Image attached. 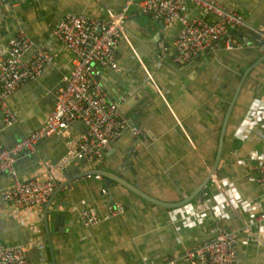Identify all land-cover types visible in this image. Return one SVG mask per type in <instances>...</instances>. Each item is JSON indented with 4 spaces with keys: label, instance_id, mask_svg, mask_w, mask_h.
Returning a JSON list of instances; mask_svg holds the SVG:
<instances>
[{
    "label": "crops",
    "instance_id": "0c3cea01",
    "mask_svg": "<svg viewBox=\"0 0 264 264\" xmlns=\"http://www.w3.org/2000/svg\"><path fill=\"white\" fill-rule=\"evenodd\" d=\"M2 1L0 46L22 30L32 41L24 59L40 44L55 54L54 61L45 64L37 78L24 82L9 96L15 121L5 125L0 113V148H6L46 119L62 76L71 67V53L53 34L64 13L104 17L107 9L119 10L124 0ZM217 1L243 13L245 24L236 28L234 37L246 38L248 44L231 50L222 46L209 49L185 65L172 58V40L179 25L168 27L161 43L155 39V20L136 5L129 8L126 36L116 46L120 69H101L99 79L108 98L119 101L124 116L132 118L141 132L124 131L101 163L88 170L101 167L120 175L125 171L120 164L130 152L131 167L125 176L128 182L162 202L182 201L200 187L213 168L230 108L218 165L212 174L225 195L237 200L218 210L220 224L235 229L255 209L264 211V186L254 179L264 162V51L254 47L256 35L251 29L264 25V0ZM186 5L189 18L210 19L191 2ZM83 130L82 122L75 121L68 134L39 140L32 152H24L16 160L18 175L45 174L65 154L66 142ZM84 170V163L76 161L58 174L55 190L61 188L48 213L51 247L45 235L43 206L32 210L29 223L38 229L44 247L29 245L26 255L30 264H163L172 258H177V264H187L180 257L184 250L212 238L209 229L217 212H204L194 226H188L184 214L179 213L174 221L172 207L146 200L114 180L106 183L104 177L94 175L74 177ZM9 184V177L0 174V190ZM206 187L204 200L212 205L222 199L211 177ZM107 200L122 203L124 214L85 227L73 210L91 207L104 216ZM196 201L192 198L187 203L194 205ZM3 203L0 194V207ZM56 215L63 216L61 225L60 219L55 223ZM35 235L17 217L0 218L1 244L26 243ZM237 264H264V246L245 232L238 234Z\"/></svg>",
    "mask_w": 264,
    "mask_h": 264
},
{
    "label": "built area",
    "instance_id": "2783aa9c",
    "mask_svg": "<svg viewBox=\"0 0 264 264\" xmlns=\"http://www.w3.org/2000/svg\"><path fill=\"white\" fill-rule=\"evenodd\" d=\"M12 1L19 3L21 0ZM187 2L201 9L210 19L189 18ZM133 5L140 12L162 22L165 30L173 24L179 25L172 40V58L177 64L185 65L209 49L223 47L231 50L248 44L234 37L236 28L245 24L243 13L217 0H124L119 10L107 9L104 17L65 12L55 25L53 34L63 49L71 53L72 64L62 76V84L56 91L52 108L35 129L10 147L0 148V174H6L10 179V184L0 190L4 202L0 207V218L17 217L36 234L26 243H0V264H30L26 255L29 245L44 247L38 229L34 224L30 225L29 217L34 208L42 207L48 201L59 181L58 174L64 168L76 161L83 162L86 170L97 167L111 144L124 131L130 130L134 134L141 132L140 127L131 125L124 116L119 101L108 98L99 79L101 69H120L116 46L126 36L125 21ZM251 29L256 35L254 47L264 46V25L258 24ZM31 46L32 41L22 30L0 46V113L5 125H11L16 119L8 105L9 96L24 82L37 78L44 65L52 63L55 58L51 48L40 44L24 59V52ZM75 121H81L84 130L66 142V152L55 165L43 175L26 178L18 175L15 162L22 153L32 152L36 143L44 137L68 134ZM261 128L264 132V122ZM94 176L102 177L99 174ZM211 179L222 196L221 200H216L212 205L203 200L196 201L194 205L185 203L181 207H172L171 219L175 221L179 213L184 214V223L188 226H194L204 212H217L212 215L209 229L212 238L187 248L180 257L187 264H237V238L240 232L249 234L260 246H264V211L255 209L247 220L241 221L238 228L223 227L218 210L236 204L237 200L225 195L214 174H211ZM254 179L264 186V162L257 168ZM105 192L103 188L102 193ZM73 210L81 224L90 227L105 218L124 214L125 207L118 201L107 200L104 216L91 207ZM176 260L172 258L163 264H177Z\"/></svg>",
    "mask_w": 264,
    "mask_h": 264
},
{
    "label": "water",
    "instance_id": "95a60500",
    "mask_svg": "<svg viewBox=\"0 0 264 264\" xmlns=\"http://www.w3.org/2000/svg\"><path fill=\"white\" fill-rule=\"evenodd\" d=\"M4 1L5 0H3L2 2H4ZM155 22H156V24L158 26V32L155 35V37H156L155 39L156 40H160V42L162 43V41L164 39L165 29L163 27L162 22H160L158 20H155ZM245 40H246V38H245ZM245 40H243V41H245ZM255 44H254V46H255ZM258 48L261 51H264V46H260ZM261 60H264V54L261 57ZM229 109H228V111L226 113L225 120H224V124H223L222 130L220 132V142H219V148H218L217 157H216L217 159L215 160L216 162H215L213 168L210 170V172L208 173L207 177L203 180V182L200 185V187L193 194H190L187 198H184V200H182V201H179V202H176V203H166V202H162V201H160V200H158V199H156V198H154V197H152V196L144 193L139 188H137L136 186H134L133 184H131L130 182H128L125 179V176L127 174L128 169L131 167L129 165V160H128V157L131 154L130 152H126L127 153L126 156H125L126 159L123 160V162H121V164H120L121 167H123L124 170H125L120 175L119 174H115L111 170H106V169L100 167V168H96V169L84 170L80 174H78L77 176H74V177L76 178V177L84 176V175H88V174H90V175L99 174V175H101L102 177L105 178L106 183H110L111 180H114V181L120 183L121 185H123L124 187H126L127 189H129L130 191H132V192L136 193L137 195L145 198L146 200H149L151 202H154L156 204H159V205H162V206H166V207H178V206H181V205L189 202L192 198L198 199L199 201H203L205 199L204 193H206V191H207V187H206L207 182L210 180L211 174L214 172V170L216 169V167L218 165V160H219L218 159V156H219L220 150H221L222 139H223V135H224V126H225L226 121H227V117H228V114H229ZM138 114H140V112H138ZM128 121H129V123L131 125H135V121L132 118H130ZM131 149H129V150H131ZM129 150H127V151H129ZM59 187L61 188V185ZM60 188L59 189L57 188L53 192V194L50 196V198L48 199V201L43 205V218L42 219H43V224H44V229H45V235L47 236V244H48L49 247H51V246H50V234H49L48 213H50L53 210V199L55 197V194L60 190ZM59 219H60V225H61L62 220H63V216L56 215L55 216V223H57V221Z\"/></svg>",
    "mask_w": 264,
    "mask_h": 264
}]
</instances>
